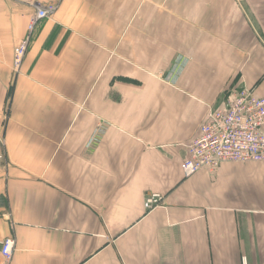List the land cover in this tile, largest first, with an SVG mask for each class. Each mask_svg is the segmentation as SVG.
Returning a JSON list of instances; mask_svg holds the SVG:
<instances>
[{"label":"crops","instance_id":"1","mask_svg":"<svg viewBox=\"0 0 264 264\" xmlns=\"http://www.w3.org/2000/svg\"><path fill=\"white\" fill-rule=\"evenodd\" d=\"M242 89L264 0H0V263L264 264V162L181 171Z\"/></svg>","mask_w":264,"mask_h":264},{"label":"built area","instance_id":"2","mask_svg":"<svg viewBox=\"0 0 264 264\" xmlns=\"http://www.w3.org/2000/svg\"><path fill=\"white\" fill-rule=\"evenodd\" d=\"M55 9L54 6L37 8L29 36L14 51L16 69L23 63L35 27L49 19ZM226 162H264V97H257L253 90H240L229 96L222 108L209 114L200 137L189 146L181 171L188 179L203 169L216 171ZM163 203L161 194H152L146 197L144 208L151 212ZM15 246V239L4 240L0 264H12Z\"/></svg>","mask_w":264,"mask_h":264}]
</instances>
